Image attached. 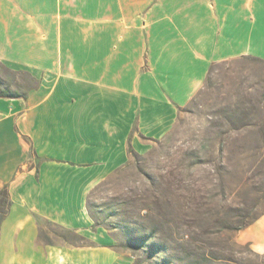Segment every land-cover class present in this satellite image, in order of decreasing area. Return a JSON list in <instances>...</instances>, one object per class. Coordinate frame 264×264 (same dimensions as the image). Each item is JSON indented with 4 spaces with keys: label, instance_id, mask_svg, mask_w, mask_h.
Returning <instances> with one entry per match:
<instances>
[{
    "label": "crops",
    "instance_id": "obj_1",
    "mask_svg": "<svg viewBox=\"0 0 264 264\" xmlns=\"http://www.w3.org/2000/svg\"><path fill=\"white\" fill-rule=\"evenodd\" d=\"M240 57L264 61V0H0V62L33 78L0 96V264H132L90 191ZM235 240L263 257L264 213Z\"/></svg>",
    "mask_w": 264,
    "mask_h": 264
},
{
    "label": "rangeland",
    "instance_id": "obj_2",
    "mask_svg": "<svg viewBox=\"0 0 264 264\" xmlns=\"http://www.w3.org/2000/svg\"><path fill=\"white\" fill-rule=\"evenodd\" d=\"M0 82L20 93L29 85L1 62ZM149 144L88 195L91 215L110 230L115 247L129 253L132 264H194V256L177 260L184 257L179 243L202 246L200 253L224 252L230 239L239 264L264 261L236 242V232L205 233L195 218L203 212L215 220L238 209L264 213V61L212 64L172 129ZM43 233L61 237L53 226Z\"/></svg>",
    "mask_w": 264,
    "mask_h": 264
},
{
    "label": "trees",
    "instance_id": "obj_3",
    "mask_svg": "<svg viewBox=\"0 0 264 264\" xmlns=\"http://www.w3.org/2000/svg\"><path fill=\"white\" fill-rule=\"evenodd\" d=\"M29 78L33 79L31 75L28 72H22ZM0 96L4 97H22L25 98V92H17L12 91L9 89L8 86H2L0 82ZM128 152L131 156H134L135 153L132 150L131 147L128 148ZM183 189V186H182ZM11 205V201L9 199L8 190L7 187H3L0 190V223L2 220L6 217L9 208ZM182 205H185V203H182ZM261 214L255 216H250L248 209H238L233 214H228L225 217H217L215 220H210V217L213 216L212 214H206L203 212H199L196 214V222L201 225H206L205 233H213V232H220L222 230L230 231V232H237L240 229L246 227L247 225L251 224L253 221H255ZM93 217V216H92ZM95 220V219H94ZM97 225H103L102 223H99L95 220ZM117 227V226H114ZM217 229V230H216ZM170 237H172V234H170ZM228 243L225 244L224 252L218 251L215 252L213 250H210L209 252H202L200 253V250L203 248L202 246H196L192 245L191 243H188V241H185L184 244L188 243V245H182L181 243L178 244L177 249H181L184 253V257L177 256V260H185L189 257H197V260L190 262L197 264L199 261L206 262L209 264H239L238 261L234 258V247L230 243V239H227ZM156 247V246H155ZM249 247V246H248ZM206 249V248H205ZM249 250L250 247H249ZM251 252H253L251 250ZM253 254H255L253 252ZM256 256H259L255 254Z\"/></svg>",
    "mask_w": 264,
    "mask_h": 264
}]
</instances>
